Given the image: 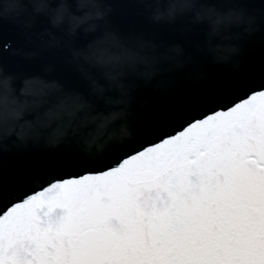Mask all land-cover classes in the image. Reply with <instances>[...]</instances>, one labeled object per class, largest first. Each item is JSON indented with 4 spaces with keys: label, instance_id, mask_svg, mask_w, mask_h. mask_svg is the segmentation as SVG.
<instances>
[{
    "label": "snow or ice",
    "instance_id": "snow-or-ice-1",
    "mask_svg": "<svg viewBox=\"0 0 264 264\" xmlns=\"http://www.w3.org/2000/svg\"><path fill=\"white\" fill-rule=\"evenodd\" d=\"M139 133L0 167V264H264V55Z\"/></svg>",
    "mask_w": 264,
    "mask_h": 264
},
{
    "label": "clouds",
    "instance_id": "clouds-1",
    "mask_svg": "<svg viewBox=\"0 0 264 264\" xmlns=\"http://www.w3.org/2000/svg\"><path fill=\"white\" fill-rule=\"evenodd\" d=\"M136 2L153 24L183 18L188 24L185 32L206 25L194 51L231 71L244 63V43L264 30V9H249L238 0H223L219 7L201 0ZM112 11L107 0H0V23L18 29V37L28 46L12 48L11 54L32 60L44 51L65 49L67 62L87 89L68 88L41 75L8 72L0 63V153L75 144L87 156L103 154L132 137L138 89L151 85L167 92L176 86L172 73L197 63L181 43L165 46L143 33L121 34L109 19ZM41 17L48 24L42 30ZM78 30L85 36L94 34L84 46L74 43ZM42 70L50 74L55 66L47 64ZM192 75L197 82L204 79L199 69Z\"/></svg>",
    "mask_w": 264,
    "mask_h": 264
},
{
    "label": "water",
    "instance_id": "water-1",
    "mask_svg": "<svg viewBox=\"0 0 264 264\" xmlns=\"http://www.w3.org/2000/svg\"><path fill=\"white\" fill-rule=\"evenodd\" d=\"M107 2L113 8L109 19L121 34L143 33L146 38H153L154 42L157 43L162 41L165 46L172 43H181L184 45L185 51L192 53L197 60L196 64L189 65L183 72L171 74L172 78L176 80V86L167 92L153 90L151 85L137 90L134 94L135 101L133 104L136 114L131 117L132 137L126 139L120 146L138 142L140 136L139 126L143 120L158 109L164 108L178 95L185 92L199 91L222 80L231 79L235 75L245 71L253 57L264 55V30H262L244 43V52L242 54L244 63L238 69L231 71L229 67L213 65L210 59L197 54L193 48L195 43L203 41V33L206 31V25L191 26V31L185 32L184 30L188 27V24L183 18H178L174 23L161 22L153 24L147 19V13L136 0H107ZM201 2L215 3L219 7L223 3V0H201ZM238 2L244 3L249 9H264V0H238ZM47 26L46 19L41 17L39 22L40 29L42 30ZM17 32L18 29L14 26L0 23V63L5 65L6 71L23 74L24 76L41 75L47 79H57L68 88H76L82 92L87 91L85 82L75 71L74 66L67 62L69 54L65 49L44 51L32 60H25L19 56L12 55L10 49L28 47L18 37ZM93 35L89 34L85 36L82 31L78 30L74 43L77 46H84L93 38ZM47 64L54 65L55 71L50 74L44 73L42 69ZM193 69H199L204 73V79L199 82L194 80L192 75ZM17 87H19V82H17ZM144 100L147 103L142 105L141 102ZM120 146H111L103 154L92 153L91 157L102 159ZM69 147L78 149L75 144H72L68 147L61 145L56 149H32L31 151L13 150L8 153H0V167L13 168L25 161L35 163L46 156H53L63 152ZM40 183L41 180L38 178L32 180L33 186L38 187Z\"/></svg>",
    "mask_w": 264,
    "mask_h": 264
}]
</instances>
